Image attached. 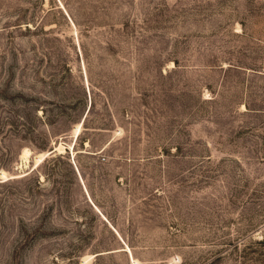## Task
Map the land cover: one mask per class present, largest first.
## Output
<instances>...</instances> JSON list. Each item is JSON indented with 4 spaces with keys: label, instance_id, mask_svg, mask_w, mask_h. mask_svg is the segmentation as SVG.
Here are the masks:
<instances>
[{
    "label": "rangeland",
    "instance_id": "obj_1",
    "mask_svg": "<svg viewBox=\"0 0 264 264\" xmlns=\"http://www.w3.org/2000/svg\"><path fill=\"white\" fill-rule=\"evenodd\" d=\"M0 264H264V0H0Z\"/></svg>",
    "mask_w": 264,
    "mask_h": 264
},
{
    "label": "bare ground",
    "instance_id": "obj_2",
    "mask_svg": "<svg viewBox=\"0 0 264 264\" xmlns=\"http://www.w3.org/2000/svg\"><path fill=\"white\" fill-rule=\"evenodd\" d=\"M27 157H28V151H24L23 153H22V155H21V164L23 165V164H26V162H27Z\"/></svg>",
    "mask_w": 264,
    "mask_h": 264
},
{
    "label": "water",
    "instance_id": "obj_3",
    "mask_svg": "<svg viewBox=\"0 0 264 264\" xmlns=\"http://www.w3.org/2000/svg\"><path fill=\"white\" fill-rule=\"evenodd\" d=\"M53 153V152H52Z\"/></svg>",
    "mask_w": 264,
    "mask_h": 264
}]
</instances>
